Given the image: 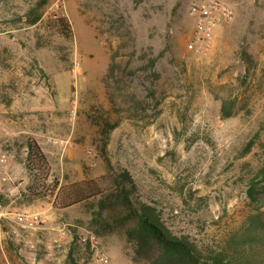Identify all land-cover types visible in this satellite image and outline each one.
Returning a JSON list of instances; mask_svg holds the SVG:
<instances>
[{
  "label": "rangeland",
  "instance_id": "obj_1",
  "mask_svg": "<svg viewBox=\"0 0 264 264\" xmlns=\"http://www.w3.org/2000/svg\"><path fill=\"white\" fill-rule=\"evenodd\" d=\"M193 1L66 0L71 39L0 17V264H64L70 250L78 264H99L102 253L113 264H147L127 254L124 227L98 235L83 207L58 201L59 187L31 189L28 138L60 186L104 176L106 160L128 169L169 228L202 244L264 209V196L247 195L264 164V0H223L234 18L199 50L187 46ZM111 64L115 103L101 82ZM18 91L26 99L15 105ZM224 100L233 104L226 118ZM14 212L43 221L22 230ZM90 234L97 246L80 240Z\"/></svg>",
  "mask_w": 264,
  "mask_h": 264
},
{
  "label": "trees",
  "instance_id": "obj_2",
  "mask_svg": "<svg viewBox=\"0 0 264 264\" xmlns=\"http://www.w3.org/2000/svg\"><path fill=\"white\" fill-rule=\"evenodd\" d=\"M14 1L0 0V17L11 21L10 26L43 22L50 37H74L72 23L67 17L42 20L47 0H29L23 10L8 7ZM112 68L113 64L101 82L110 101L115 103L116 98L109 90L114 75ZM228 103L227 100L222 103L224 118L232 115L233 104ZM23 143L27 149L26 166L33 183L31 189L52 193L59 187L58 201L64 208L83 207L90 217L91 230L98 235H103L101 228L113 231L124 227L122 241L128 248L127 254H133L134 260H143L147 264H264V209L257 207L248 212L242 222L217 244H202L190 234H179L169 228L156 203L137 195L138 185L128 169L112 168L106 160L104 176L60 186L57 180L50 178L52 167L41 145L31 138ZM247 195L252 202H258L264 196V164L250 178ZM64 264H78L72 250Z\"/></svg>",
  "mask_w": 264,
  "mask_h": 264
},
{
  "label": "built area",
  "instance_id": "obj_3",
  "mask_svg": "<svg viewBox=\"0 0 264 264\" xmlns=\"http://www.w3.org/2000/svg\"><path fill=\"white\" fill-rule=\"evenodd\" d=\"M65 5L66 0H47L43 17H67ZM188 15L194 23L187 46L191 50H199V47L208 46L215 41L219 28L231 22L235 13L231 5L223 0H199L190 3ZM76 64L78 65V63ZM0 162L6 166L7 156L3 155ZM13 219L22 230L36 229L43 221L39 212H14ZM80 240L90 243L92 246H97L99 242L95 234L82 236ZM97 260L99 264H113L105 253L100 254Z\"/></svg>",
  "mask_w": 264,
  "mask_h": 264
},
{
  "label": "crops",
  "instance_id": "obj_4",
  "mask_svg": "<svg viewBox=\"0 0 264 264\" xmlns=\"http://www.w3.org/2000/svg\"><path fill=\"white\" fill-rule=\"evenodd\" d=\"M20 92L22 91H18L16 94H14L12 97L14 99V104L16 105L18 103V101H21L22 99H26L25 94H21ZM26 93V92H25ZM25 97V98H24ZM23 101V100H22ZM36 128H40V126L37 124Z\"/></svg>",
  "mask_w": 264,
  "mask_h": 264
}]
</instances>
